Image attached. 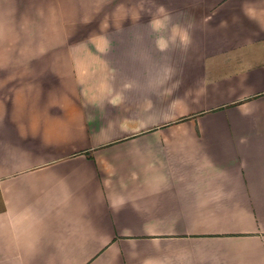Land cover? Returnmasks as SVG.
Here are the masks:
<instances>
[{
    "label": "crops",
    "instance_id": "1",
    "mask_svg": "<svg viewBox=\"0 0 264 264\" xmlns=\"http://www.w3.org/2000/svg\"><path fill=\"white\" fill-rule=\"evenodd\" d=\"M0 1V264H264V0Z\"/></svg>",
    "mask_w": 264,
    "mask_h": 264
},
{
    "label": "rangeland",
    "instance_id": "2",
    "mask_svg": "<svg viewBox=\"0 0 264 264\" xmlns=\"http://www.w3.org/2000/svg\"><path fill=\"white\" fill-rule=\"evenodd\" d=\"M5 5L6 3L4 4L3 1H0V64L6 65L10 68L12 67V65H15V60L14 57H12V52H15V49L17 48V43L15 41L16 28L14 23L15 17L11 16L10 13H1V7ZM55 30L57 31L56 24L53 23L47 24V22L44 21V23L42 22L41 25H35V32L37 34H52V32H56ZM24 31H26L25 26L22 28V32ZM23 44L20 43L21 46ZM44 44L45 43H35L34 48H45ZM24 48H31V46L29 45L28 47L25 45ZM24 60L25 62L23 65L25 66H22L23 68H19L17 73L15 68H4V72L0 73V98L9 97L14 99L16 97H19L20 99L29 100L30 98H32V96H34V93H37L36 91L32 92L34 82L32 77L34 74V68L32 67V64L30 65L31 59ZM40 69H42L41 66L36 67L35 72H41ZM46 75L47 74H45V76ZM5 85H7V87L3 89ZM32 109H34V107ZM32 109H28L26 118H32L37 122L39 119H41V116L32 111Z\"/></svg>",
    "mask_w": 264,
    "mask_h": 264
}]
</instances>
